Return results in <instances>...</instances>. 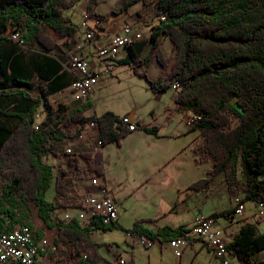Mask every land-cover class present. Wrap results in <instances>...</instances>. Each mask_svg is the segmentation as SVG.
Here are the masks:
<instances>
[{"label": "trees", "instance_id": "trees-1", "mask_svg": "<svg viewBox=\"0 0 264 264\" xmlns=\"http://www.w3.org/2000/svg\"><path fill=\"white\" fill-rule=\"evenodd\" d=\"M77 1L0 0V42L18 31L24 47L10 38L18 54L49 56L51 50L58 47L55 40L75 36L78 26L69 22L63 10ZM138 1L147 0H121L118 9L111 14L125 13ZM98 2L88 0L86 12L101 29L108 17L95 11ZM154 5L157 15L165 19L158 20L152 27L149 41L155 43L158 36L164 34L172 43L173 57L165 59L158 49H151L160 65V72L153 80L136 69L137 59L148 40L129 43L125 47L126 56L118 63L130 66L153 92H163L170 89L174 81L178 82L175 107L188 114L189 132L198 131L200 135L192 148L195 161L212 162L205 177L191 183L188 189L206 188L214 176L223 173L230 195L240 190L241 202L249 200L264 205V0H154ZM30 41H35L39 48L31 47ZM169 62V70L163 75ZM18 92L30 106L15 114L17 125L0 143V206L11 213L19 210L20 216L15 220L20 221L27 217L24 210L28 201H32L43 224L57 229L54 239L57 243L73 241L77 253L86 254L82 264H101L100 244L89 236V231L124 229L116 223L93 222L91 227L80 226L76 221L62 223L52 219V213L65 206L68 192L75 187L60 163L47 162L50 156L59 154L60 143L66 137L56 128L62 106L52 109L46 99L41 101L25 91ZM9 93L14 91L0 90V94ZM41 102L46 115L36 124L33 116ZM89 107L90 102L76 109L64 125L79 123L83 126L88 120H94L102 148L110 142L119 144L128 132L112 129L118 115L111 111L84 115ZM137 127L153 135L158 132L156 126L137 124ZM102 148H95L93 141L75 148L68 164L77 178L83 181L94 176L103 178ZM237 162L242 183L236 179ZM51 179L55 202L45 197ZM232 215L233 207L214 211L208 217L230 218ZM150 221L137 219L124 231L153 243L176 238L184 230L183 226L175 229L165 226L152 231L143 225ZM227 247L232 254L249 262L251 255L264 249V232H259L253 224H242ZM257 264H264V260Z\"/></svg>", "mask_w": 264, "mask_h": 264}, {"label": "crops", "instance_id": "crops-1", "mask_svg": "<svg viewBox=\"0 0 264 264\" xmlns=\"http://www.w3.org/2000/svg\"><path fill=\"white\" fill-rule=\"evenodd\" d=\"M103 2L108 3V0H99L95 11L108 17V21L103 22L101 29L96 30L95 38L91 41H85L83 39V33L77 30L73 38L59 39L58 47L52 49L49 56H40L28 52L25 54H18L16 52L15 43L10 40V34L6 36L5 39L1 40L0 90L8 92L14 91V93L0 94V143L17 125L18 119L15 117V114L30 106L25 102L18 91H25L33 98H40L41 101L46 99L52 109L61 105V113H64L65 115L71 114L72 109L76 106V102L70 94L69 85L75 78V73L66 69L63 71V66L62 69L60 68V63L64 60L60 53H63V50L65 49H70V51L73 52L79 47L77 51L85 58L90 68L97 74V83L91 93L90 107L86 109L83 114L100 115L106 111H111L116 115L128 114L137 124L156 126L158 128L157 135H153L137 127L135 131L128 132L127 135L120 139V141H124L130 136V142L131 144L134 143V149L131 151L129 147L128 153L130 154L133 152L136 157L144 155L148 160L146 163L144 162V166H136V172H138L137 178L139 181L138 184H136L137 186L134 185V188L135 191L145 194V196H143L144 198L151 200L152 208L141 213L137 217H140L141 219H150V222H145L143 225L152 231L165 226L172 229H175L178 226H183L184 228L189 227L196 215L201 214L208 216L210 213L214 212L215 209L212 206L208 213H203L201 210L202 206L212 200L209 190H207L209 193L206 194L203 189H188V186L191 183L200 178L195 170H198L199 165L202 162L195 161V155L192 151L193 146L200 139L199 132H189V124L187 123L185 113H182V111L174 107L169 113L170 116L176 118L177 115H175L174 112L176 111L178 115L181 113L183 114V118L180 117V120L183 119L184 122L179 128L177 127L168 132H162L157 124V117L153 109L148 110L149 118L143 119L136 113L137 105H133L132 103L129 108L122 110V112H117L107 105L101 106L100 108L97 105V99L102 89L108 86L111 80L118 78L120 65H124L119 64L118 60L126 56L127 50L126 48L122 49L119 52L117 59L113 61L99 59L96 56V51L99 47L106 45L112 36L118 34L124 25H129L131 27L130 38L132 42L148 40L145 49L148 48L150 50L153 47H161V50H164V48L172 50V43L164 34L159 35L155 43L149 41L152 27L158 23L157 10L153 2L146 3L138 1L131 4L125 13L122 12L115 15H112L111 11L113 8L117 7L119 0H116L113 5L108 4L105 8L101 9ZM87 6L88 0L81 1L79 5L80 23L82 22L83 13L87 11ZM70 11L75 12V10L69 8V10H63V15L71 24L76 26L80 25V23L76 24L72 22L73 14H71ZM88 24L94 26L95 21L89 19ZM28 44L33 48H39V45L35 41H30ZM143 53L144 50L138 57V62L144 58ZM154 61L156 60L154 59ZM137 64L140 66L139 63ZM138 66L136 68H138ZM128 67L132 71L130 66ZM147 76L150 79L154 78V76L149 74L148 69ZM148 89H150L149 86ZM168 91L173 92L171 97L174 103L176 92L172 88L163 92L152 91V93L161 96V94ZM45 115L41 102L36 106V112L33 118L35 119L41 116V121ZM168 119L169 118L166 115L162 117L160 121L163 123L164 120ZM189 133H193V136L189 135L190 138L186 139ZM142 141H147L148 143V148L145 151L141 146ZM110 143L105 144L102 148L104 171L102 180L110 189L116 202V224L122 228H130L137 218L134 217L131 221H128L124 214L119 210V202L116 199V194H119L120 192L123 193L126 187H124L123 175L118 174L117 171L111 169V160L106 153V147ZM120 149L121 145L116 144L115 150H117V153L122 154ZM187 168L190 172V177L186 173ZM209 168L210 167L208 166L206 170ZM155 173L158 174V178L153 180L150 175H154ZM182 173H185L189 179L185 180ZM205 174L206 172L204 175H201L205 176ZM240 199L241 198L238 196L232 197L228 200V205L225 209L234 208L237 203H241ZM188 201L192 204V207H187L186 210L189 213L188 218L178 217L180 213L178 211L179 207L181 204ZM246 202L247 201L242 202L244 205L242 215H232L230 218L220 217L216 219L217 225L224 231L227 243L234 239L240 226L245 223L253 224L259 232H264L259 230L258 226L260 225L254 223V202L252 201V203H250L251 205H247ZM94 231L98 230L91 229L89 231V236L91 238ZM40 233L41 232L39 231L38 234L40 235ZM130 240L132 241V244L130 245V242L127 243L133 249L136 243H134L132 239ZM168 241L169 239H160L149 244L150 246H156L159 249L160 261L162 264H172L175 262H177V264H195V260L200 254L204 256V259L198 261L196 264H220V261L212 255L207 246L199 240H193L192 243L183 250L180 259L176 261V258L173 256V249ZM80 253L85 254L83 252ZM124 253L127 257H124L122 253H119V257H123L129 263H133L131 253L129 254L125 251ZM68 260L69 259L66 261ZM262 260H264V249L254 253L249 258L251 264H257Z\"/></svg>", "mask_w": 264, "mask_h": 264}, {"label": "built area", "instance_id": "built-area-1", "mask_svg": "<svg viewBox=\"0 0 264 264\" xmlns=\"http://www.w3.org/2000/svg\"><path fill=\"white\" fill-rule=\"evenodd\" d=\"M164 19V16H158V20ZM88 20L87 12L83 13L82 22L78 27V30L83 33L85 41L93 40L98 29L96 24L89 25ZM130 33L131 27L124 25L118 34L108 40L106 45L97 49L96 56L101 60L113 61L117 59L119 52L129 43H133ZM10 38L18 45L25 46L18 31L12 32ZM78 49L79 47H77ZM77 50L61 63L64 69L75 73V78L69 85L70 94L76 102L71 114L83 104L90 102L91 93L97 83V74ZM178 85V82L174 81L171 88L175 90ZM68 116L70 114L60 113L57 117L56 128L66 135L60 143L64 154L71 155L76 147L87 144L89 141H93L95 148H102V141L94 120H88L83 126L79 123L64 125ZM112 129L120 133L133 132L137 129V124L128 114L118 115L112 122ZM87 187L89 188L88 192L79 190L76 186L74 190L68 192L69 201L72 204L70 209L73 212L66 209L63 214L58 215L55 221L62 223L76 221L80 226L89 225L91 227L93 222L102 225L116 223V202L106 183L100 177L94 176L87 180ZM61 200L58 199V201ZM254 205L256 220L264 224L263 203L254 202ZM243 211V203H237L233 208V215H241ZM19 216V210L14 209L11 213L0 206V264H66L67 259L73 261L74 264H82L86 259L85 254L77 253L75 242L57 243L55 240L49 239L45 231H41L31 224L27 217L16 221L15 219ZM55 231L57 232V229ZM126 235L136 244L140 243L145 247L150 244L142 236L130 233H126ZM193 240H199L206 245L212 255L220 261V264H251L231 253L227 247L224 231L217 225L215 218L198 214L189 227L184 228L179 236L168 241L176 261L180 259L183 250ZM65 247L68 249L71 247V249L67 251L68 249L65 250ZM111 264H128V261L120 257ZM172 264H177V262Z\"/></svg>", "mask_w": 264, "mask_h": 264}, {"label": "rangeland", "instance_id": "rangeland-1", "mask_svg": "<svg viewBox=\"0 0 264 264\" xmlns=\"http://www.w3.org/2000/svg\"><path fill=\"white\" fill-rule=\"evenodd\" d=\"M81 1L83 0H78L70 8L72 10H75V12L70 11V13L73 14L72 22L76 24L80 23L79 5ZM115 1L116 0H108V3L103 2L101 5V9L105 8L108 4L113 5ZM120 1L121 0H119V3ZM149 2L154 3V0L146 1V3ZM119 3L117 7L113 8L112 10H117ZM49 36L52 38L53 37L52 33H50ZM58 40H55L57 45H59ZM156 49L160 51L163 58L165 59L166 58L170 59L173 57L172 50L166 48H164V50H161V47L160 48L158 47ZM151 51L152 50L151 49L149 50L148 48L144 49V53H143L144 58H142L141 61L137 62L140 64V66H138V68L136 69L137 71L145 72L146 74L148 69L149 74L154 76L153 79H155L160 72V65L158 64L157 61H154L155 58L151 54ZM74 52L75 51L71 52L70 49H65L63 50V53L60 54L61 57L65 60L69 57L71 53ZM170 64L171 62H169L167 68H165L163 75L166 74L167 71L169 70ZM147 85H148L147 82L142 77L133 74L127 65H120V73L118 75V78L111 80L109 85L102 89L97 99V105L99 108L101 106L107 105L117 112H122V110L129 108L130 104L132 103L133 105H137L136 113L143 119L145 118L148 119L149 118L148 110L153 109L157 117V124L159 125L162 132H168L169 130H173L177 127L179 128L180 126H182L184 121L183 119L180 120V117L183 118V114L180 113L178 115L175 111L174 113L175 115H177L176 118L171 117L169 114L175 107V103H173L171 97L173 92L168 91L166 93L161 94V96H158V94H153L152 91L148 89ZM224 109L227 110V106H225ZM166 115L169 119L164 120V122L161 123L160 119ZM187 115L188 114H185L186 117ZM230 116L232 117L233 120V114L230 113ZM40 119L41 116L35 118L36 124L39 123ZM189 135L193 136V133H189L186 139L190 138ZM119 144L121 145L120 151L122 154L117 153V150H115L116 148L115 143H110L107 146L108 148L106 147V153L111 160L110 161L111 169L112 170L114 169L115 171L118 172V174L123 175L124 187H126L123 193L120 192L119 194H116V199L119 202V210L124 214L126 220L128 221H131L132 218L134 217H136L137 219H141L140 217L137 216L147 211L148 209L152 208V204L150 199L143 197L145 196V194H142L139 191H135L134 185L137 186L136 184H138L139 181L137 178L138 172H136V166H144V162L146 163L148 160L144 155H141L140 157H136L134 156L133 152H131L130 154L128 153L129 147L131 151L134 149V143L131 144L130 136H128L126 140L120 141ZM141 146L145 151L148 148L147 141H142ZM71 159H72V154L67 155L63 153V150H60L59 154H57L56 156H50L47 159V162L50 164L60 163L61 168L66 171L69 177H71L77 189L88 192L89 188L87 187V181H83L77 178L75 176V172L72 166L68 164L69 161H71ZM208 166L210 167L209 169L212 168L211 160L202 162L199 165L198 170H195L197 171V175L200 177L199 179L205 177L203 175L205 172L209 170V169L206 170ZM54 172L55 169L53 171V174ZM186 173L190 177V172L188 168ZM182 174L185 180L189 179V177H187L185 173ZM235 174H236L237 182L242 183L243 176L238 162L235 165ZM150 177L151 179L155 180L158 178V174L155 173L154 175H150ZM53 189H54L53 179H51L49 182V188L45 193V197L48 201L55 202ZM193 190H199V189H193ZM203 190L206 194L210 192L212 198L211 201H208L204 206H202L201 210L203 213H208L212 206L214 207L215 211H220L222 209H225V207L228 205V200H230L232 197L235 196L236 197L238 196L239 198L243 197V194L240 190H236L234 194L230 195L228 190V185L223 173L214 176L210 180L208 186L206 188H203ZM207 190H209V192H207ZM246 203L247 205H251L250 203H252V201L247 200ZM64 205H65L64 207L62 208L58 207L57 209H55L54 213H52L53 220H56L58 215L63 214L66 209L72 211L70 209L72 204L69 200H67L66 204ZM187 207H192L191 202L188 201L185 202L184 204H181L178 210L180 212L178 217L188 218L189 213L186 211ZM24 211L26 213L27 219L31 224L35 225V227L40 229L41 231H45L49 239H53V240L55 239L56 229L48 228L43 224V222L37 216V207L32 201H28L26 210ZM242 214L243 212L241 213V215ZM254 216H255L254 223L260 225L258 226L259 230L264 231V224L256 220L255 214ZM123 229L125 230L129 228H123ZM124 230L118 228H112L107 232H103L101 230L93 232L92 238L97 242H99L100 244V247H98V251L102 257L100 261L101 264L113 263L114 261L120 258L119 253H122L124 257H127L124 251L128 252L129 254L131 253L133 258V263L128 262V264H162V262L160 261V252L156 246L149 245L148 247H145L139 243L136 244L135 247H133L132 249V247H130L132 241L126 235V232ZM127 242L128 243L130 242L129 243L130 245ZM66 249H68V247H65V250ZM69 249H71V247H69ZM69 249L67 251H69ZM64 253L66 254V252ZM202 259H204V256L200 254L196 258L195 264ZM66 264H74V263L73 261L71 262L70 260H68Z\"/></svg>", "mask_w": 264, "mask_h": 264}, {"label": "water", "instance_id": "water-1", "mask_svg": "<svg viewBox=\"0 0 264 264\" xmlns=\"http://www.w3.org/2000/svg\"><path fill=\"white\" fill-rule=\"evenodd\" d=\"M236 108H238V107H236Z\"/></svg>", "mask_w": 264, "mask_h": 264}]
</instances>
